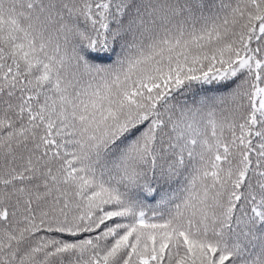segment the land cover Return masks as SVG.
Instances as JSON below:
<instances>
[{"label": "snow or ice", "instance_id": "snow-or-ice-1", "mask_svg": "<svg viewBox=\"0 0 264 264\" xmlns=\"http://www.w3.org/2000/svg\"><path fill=\"white\" fill-rule=\"evenodd\" d=\"M0 264H264V0H0Z\"/></svg>", "mask_w": 264, "mask_h": 264}]
</instances>
